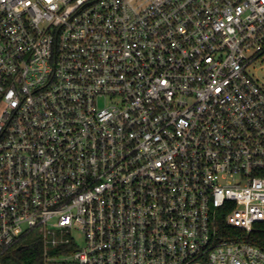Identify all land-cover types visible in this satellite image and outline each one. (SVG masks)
<instances>
[{"label": "built area", "instance_id": "built-area-1", "mask_svg": "<svg viewBox=\"0 0 264 264\" xmlns=\"http://www.w3.org/2000/svg\"><path fill=\"white\" fill-rule=\"evenodd\" d=\"M263 59L264 0H0V264H264Z\"/></svg>", "mask_w": 264, "mask_h": 264}, {"label": "trees", "instance_id": "trees-1", "mask_svg": "<svg viewBox=\"0 0 264 264\" xmlns=\"http://www.w3.org/2000/svg\"><path fill=\"white\" fill-rule=\"evenodd\" d=\"M249 239L254 243L264 247V231L259 234H252ZM42 251L41 243L37 241H27L22 249H15L9 252L5 258L6 264H34L40 259Z\"/></svg>", "mask_w": 264, "mask_h": 264}, {"label": "rangeland", "instance_id": "rangeland-1", "mask_svg": "<svg viewBox=\"0 0 264 264\" xmlns=\"http://www.w3.org/2000/svg\"><path fill=\"white\" fill-rule=\"evenodd\" d=\"M251 74H253L258 80L259 82L262 84L263 88H264V59L260 62H257L253 68L250 69ZM79 234V233H76ZM81 235V234H79ZM34 238L33 237H29L27 241H32ZM79 243L82 245L83 244V238L82 235L79 238Z\"/></svg>", "mask_w": 264, "mask_h": 264}, {"label": "water", "instance_id": "water-1", "mask_svg": "<svg viewBox=\"0 0 264 264\" xmlns=\"http://www.w3.org/2000/svg\"><path fill=\"white\" fill-rule=\"evenodd\" d=\"M22 248H23V246H20V247H19V249H22Z\"/></svg>", "mask_w": 264, "mask_h": 264}]
</instances>
